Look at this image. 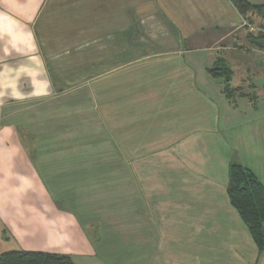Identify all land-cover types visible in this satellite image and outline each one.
Here are the masks:
<instances>
[{
    "label": "crops",
    "instance_id": "0c3cea01",
    "mask_svg": "<svg viewBox=\"0 0 264 264\" xmlns=\"http://www.w3.org/2000/svg\"><path fill=\"white\" fill-rule=\"evenodd\" d=\"M247 33L232 0H0V256L264 264L228 195L234 161L264 185ZM218 59L256 104L226 98ZM92 159H132L131 189L93 192Z\"/></svg>",
    "mask_w": 264,
    "mask_h": 264
},
{
    "label": "trees",
    "instance_id": "16d2710c",
    "mask_svg": "<svg viewBox=\"0 0 264 264\" xmlns=\"http://www.w3.org/2000/svg\"><path fill=\"white\" fill-rule=\"evenodd\" d=\"M238 12L247 21L246 44L248 47L264 52V25L260 32L251 31L255 26L256 18L264 24V4L253 5L247 0H232ZM262 31V32H261ZM215 79H222L225 84L224 93L228 100L234 101L236 94L241 98H249L250 101L258 100L257 95L245 94L243 88H232L233 72L228 63L218 59L215 65L208 70ZM241 92V93H240ZM228 195L233 208L247 225L249 232L260 253L264 252V185L256 174L241 163L232 162L229 171ZM0 264H75L66 255L44 252L11 251L0 256Z\"/></svg>",
    "mask_w": 264,
    "mask_h": 264
},
{
    "label": "rangeland",
    "instance_id": "374dc122",
    "mask_svg": "<svg viewBox=\"0 0 264 264\" xmlns=\"http://www.w3.org/2000/svg\"><path fill=\"white\" fill-rule=\"evenodd\" d=\"M256 21L257 22H255L254 28L256 29L255 33H258V32H260V27L264 24H263V21L259 18H256ZM231 69H233V68H231ZM237 81H238V78L235 80V83ZM223 85H224L223 87L225 88L224 81H223ZM244 90L245 89H243V91ZM248 93H250V92L248 91ZM251 94L256 96L257 93L251 92ZM239 95H240L239 93L236 94V99L241 98V97H239ZM257 101H255V102H257ZM251 102L253 103V101H251ZM30 138H31V136H30ZM31 143L33 144V146H31ZM35 143H36L35 139L31 138V141L29 140V146L30 147L28 148V151H29V156L31 159H36V156H37L36 155L37 148L35 146ZM155 160L157 161L158 159H155ZM124 161H125V163L119 159H92L93 163H92V168H91V173H92L91 178H93V182H95V185H92V187L94 186V188H92L93 189L92 191L94 192V190L99 191V189L103 190V189L107 188V189H111V191L113 189L115 193H118L120 191L119 189L121 187L122 188L127 187L126 190L131 189L132 182L130 179V173L132 170V162H131L132 159H125ZM139 167H140L139 173H142V172L146 173L145 172V163L141 162L139 164ZM78 172H80V171H78ZM62 182L64 183V181H62ZM125 199H126V195H125ZM129 199H130V197H129ZM125 201L130 202L127 200H125ZM91 222L97 223L96 221H91ZM95 227L98 228L97 226H95ZM96 231H98V229H96L95 232Z\"/></svg>",
    "mask_w": 264,
    "mask_h": 264
},
{
    "label": "built area",
    "instance_id": "2783aa9c",
    "mask_svg": "<svg viewBox=\"0 0 264 264\" xmlns=\"http://www.w3.org/2000/svg\"><path fill=\"white\" fill-rule=\"evenodd\" d=\"M253 30V29H252ZM253 31H256V29H254Z\"/></svg>",
    "mask_w": 264,
    "mask_h": 264
}]
</instances>
